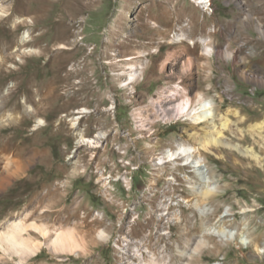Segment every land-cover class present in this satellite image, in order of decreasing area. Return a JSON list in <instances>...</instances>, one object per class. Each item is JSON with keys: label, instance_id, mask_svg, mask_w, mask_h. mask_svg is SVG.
I'll list each match as a JSON object with an SVG mask.
<instances>
[{"label": "rangeland", "instance_id": "1", "mask_svg": "<svg viewBox=\"0 0 264 264\" xmlns=\"http://www.w3.org/2000/svg\"><path fill=\"white\" fill-rule=\"evenodd\" d=\"M184 87L225 143L175 166L158 158L204 125ZM0 120L25 162L0 159V220L88 232L0 264H264V0H0Z\"/></svg>", "mask_w": 264, "mask_h": 264}, {"label": "bare ground", "instance_id": "2", "mask_svg": "<svg viewBox=\"0 0 264 264\" xmlns=\"http://www.w3.org/2000/svg\"><path fill=\"white\" fill-rule=\"evenodd\" d=\"M200 1H202L204 5L210 2V0H200ZM181 28H182V32L173 34V39H176V37H178L181 40L182 36L187 37L186 28L184 29L183 26ZM173 39H171V42L173 41ZM201 40L202 43L206 45L207 39L202 38ZM27 41H28V33L22 36L20 40V44H25ZM127 55H128V57L126 58L127 60L126 64L128 66V70H126L128 75L127 79L130 80L131 82H134L139 79L138 78L140 77L139 75L144 73L145 64L142 61V59L141 60L139 59L138 61L135 59L134 56H129V54ZM184 90L185 91L187 90L186 87H184ZM206 100L204 94L202 93L198 94L195 98H192L191 96L188 95L186 91V94L184 95V100H183L184 104L182 105V108L183 110L187 108L188 111L184 113V117L188 116L189 119H191V122L194 123L203 122L204 125L199 129L196 128V130L190 134L193 143L183 142L178 145V148L176 150L174 149L167 150L165 154L160 155V158H158L160 161L170 160L171 162L169 163H173V165L176 166L177 165L175 162L176 160L173 161V159L176 158L177 156L179 157L182 156V159L190 158L191 156L194 155L193 152L196 149L197 144H199L202 148L206 149L209 148V145H219L225 143L222 139H220V137H222V130L218 127L217 123H215V120L210 118L209 106H207ZM27 101H28L27 99L24 100L26 107L30 111L36 112L37 107L36 106L32 107V105H29ZM78 119L79 117H75L73 119L74 125L77 124L76 120ZM2 124L5 123L4 121L0 120V127L2 126ZM222 124L223 126H225L226 122ZM263 124L264 121L258 123L257 125L258 128H262ZM77 134L80 136L79 142L82 143L87 142L90 144L92 143L91 140H87L84 138L83 133L81 131L77 132ZM5 145H7V142H5ZM151 147L154 148V146ZM151 147L148 148V150L152 149ZM6 148L7 146H5L3 149L0 150V159L2 161L4 168H8L10 165H13L15 166L16 171H23L25 169V162L19 158H16V156L8 152ZM190 159L193 160V162H191L193 164L202 163L200 157L196 156V158L191 157ZM9 179H10V175L6 177L5 181L0 183V187H3L4 184L9 181ZM212 195L213 193L211 191L198 193V196L201 197L203 200L210 198ZM76 229L78 228L70 223L68 225L66 224L64 225L63 222L48 223V221L44 220V218L42 217L38 218L36 215L33 214L32 211H28L25 214L17 216L14 219L9 218L4 221L0 220V249L3 251V254L0 255V259L1 258L4 259L6 257L12 258L13 256L17 255L21 258V260H25V257L31 254H36L44 245H53L54 247L65 244L67 245L71 244V246H73L74 243L76 245L78 239L84 241V238L86 239V235L88 234V232L82 230L79 231L80 232L79 234H77ZM40 236L41 238L43 237L44 240L39 239L38 237Z\"/></svg>", "mask_w": 264, "mask_h": 264}]
</instances>
